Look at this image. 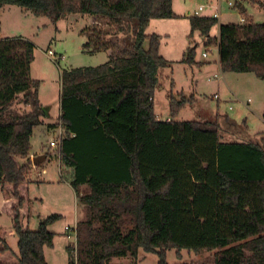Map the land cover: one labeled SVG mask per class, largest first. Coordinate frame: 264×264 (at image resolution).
Instances as JSON below:
<instances>
[{
  "label": "trees",
  "instance_id": "trees-1",
  "mask_svg": "<svg viewBox=\"0 0 264 264\" xmlns=\"http://www.w3.org/2000/svg\"><path fill=\"white\" fill-rule=\"evenodd\" d=\"M8 4L53 22L70 14L127 21L126 48L98 66L61 72L60 115L50 126L62 130L59 161L72 170L70 184L85 214L66 248L67 264L122 257L137 264L139 251L168 264L170 249L178 260L182 250L214 251L212 261L201 264H264V137L223 142L216 121L157 119L161 71L173 61L160 54L159 35L145 31L152 19L175 16L172 0H0V9ZM259 4L264 14V0ZM188 21L190 39L197 31L204 47L217 48L222 72L264 77V20L221 23L215 37L217 18ZM89 31L84 48L116 50L107 33ZM196 47H187L183 63H199ZM33 52L27 39L0 38V189L6 193L0 214L11 221L10 228L0 226V264H47L44 249L54 241L48 226L60 218L54 213L35 229L28 225L30 140L45 117L39 81L29 74ZM193 102L170 92L169 116ZM81 186L88 192L80 193ZM14 236L16 251L8 244Z\"/></svg>",
  "mask_w": 264,
  "mask_h": 264
},
{
  "label": "rangeland",
  "instance_id": "rangeland-1",
  "mask_svg": "<svg viewBox=\"0 0 264 264\" xmlns=\"http://www.w3.org/2000/svg\"><path fill=\"white\" fill-rule=\"evenodd\" d=\"M228 2L234 6H228ZM172 3L175 4L172 7L175 16L170 19H152L145 31L147 34H158L160 54L167 60L168 58L174 60L169 67L161 71L160 87L154 98L155 111L162 115L168 113V98L172 91L175 97L179 93L186 97L193 96L194 102L181 111L182 119L218 122L223 142L258 141L264 137V77H257L252 72H222L216 62L217 48L213 45L204 47V37L197 31L193 32L191 39L189 38L191 29L188 16L183 12L186 9L192 16L194 15L192 12L202 4L204 9L197 15L211 16L207 15L209 11L219 7L220 22L237 23L242 13L237 9L236 3H241L245 5L247 13L253 16L254 22L262 23L263 10L259 11L258 7H252L247 0H172ZM243 17L245 20L248 19L245 15ZM91 21L92 16L86 14H70L53 22L47 17L35 16L31 11L16 5H4L0 9V38L20 37L34 45L30 78L39 81V102L44 107L50 108L49 117L45 115L42 124L33 129L30 143L32 150L40 151L32 157L45 155V159L40 163L45 162L48 157L54 159L47 164L46 174L39 176L35 172L31 175L32 204L28 218L29 227L35 229L41 218L54 213L60 215L58 220L48 226V230L54 233L52 246L45 247L50 264H66L67 242L68 240L69 244L75 242L65 236L70 230H64L66 224L73 223L76 211L75 191L70 185L72 170L61 166L60 172L57 160L59 159L58 139L62 130L60 126H50L58 123L61 72L105 63L108 60L106 51L110 54L126 48L124 40L128 38L129 33L127 21L119 23L103 19H98L94 23ZM135 23L133 21V24ZM219 23L213 26L210 32L212 37L218 35ZM91 28L107 33L110 36L106 37L107 43L110 41L118 43L116 50L110 48L92 53L90 48H84ZM116 35L119 37H114ZM128 40L130 41V38ZM195 44H197L195 62L199 63H196L195 67H189L182 62V58L187 47H193ZM207 49V57H202V52ZM49 51H54L63 58L54 60L48 54ZM215 73L219 74L218 79H213L215 75L210 77ZM52 140L56 142L54 147L49 146ZM43 148H50V151H43ZM32 166L37 165L32 163ZM45 178L50 181L43 183ZM79 191L88 192V187L81 186ZM5 198L6 193L0 189V205ZM77 211L81 212L79 208ZM37 215L41 218L38 219ZM0 224L9 228L11 221L7 215L1 214ZM8 244L12 249L17 250L15 236L8 239ZM213 254L214 251L195 253L182 250L181 260H178L175 257V250L170 249L167 251L166 259L168 264H177L180 261L201 264L211 262ZM115 262L133 264L131 258L115 259L110 264H117ZM137 264H157V258L154 254L139 251Z\"/></svg>",
  "mask_w": 264,
  "mask_h": 264
},
{
  "label": "crops",
  "instance_id": "crops-1",
  "mask_svg": "<svg viewBox=\"0 0 264 264\" xmlns=\"http://www.w3.org/2000/svg\"><path fill=\"white\" fill-rule=\"evenodd\" d=\"M247 2L252 6V7H258V10L260 11H262V9H261V7H260V4H259V2H262V0H247ZM175 4L174 3H172V7L174 6ZM256 5H258V6H256ZM236 7H237V9L240 11V13H242V14H244L246 17H248V19H250V20H252V18H253V16L252 15H250V13H247V9H246V7H245V5H243V4H241V3H236ZM219 7H214L211 11H209L210 13H208L207 15H212L213 13H216L217 12V20H218V23L220 22V18H221V13H219V9H218ZM204 9V8H203ZM194 11H196V10H194ZM202 11V10H201ZM252 11L253 12H255L254 11V9H252ZM183 13H185V16H190V14H191V12L190 11H188V10H184V12ZM193 14H194V12H192ZM175 14H177V12H175ZM242 14H240L241 16H244V15H242ZM264 15V14H263ZM187 17V18H188ZM249 17H251V18H249ZM96 18L95 17H92V21H91V23L93 22H96ZM253 21V20H252ZM90 23V24H91ZM221 23H223V22H220L219 24H221ZM107 52V55H109V52L108 51H106ZM168 60H171V61H174V60H172V59H169L168 58ZM216 62H217V65H218V54H217V59H216ZM190 67V66H189ZM191 67H195V66H191ZM218 68H219V65H218ZM215 75V76H214ZM214 76V78L213 79H218L220 76H219V74H213L212 76H210V77H213ZM217 76V77H216ZM209 77V78H210ZM179 89V88H178ZM173 92V91H172ZM59 108H60V104H59ZM182 111V110H181ZM181 111L178 113V115L177 116H175L174 118H171L170 116H169V112L167 113V114H157V112L155 111V113H156V116H157V119H159V120H178V121H180V120H184V119H182L181 118ZM50 112V108H48V113ZM165 113V112H164ZM59 115H60V112H59ZM59 115H58V117H59ZM166 115V116H165ZM46 117H49V116H46ZM43 151H50V148H43L42 149ZM37 152H40V151H37V150H32V147H31V151H30V157L31 156H33V154H36ZM54 159V157L53 158H51V157H48L46 160H45V162H43V163H39L36 167H34V166H32V173H35L36 172V174H38L39 176L40 175H44V174H46V171H47V164L49 163V162H51L52 160ZM57 163H58V166H59V170H60V172H61V164H60V161H59V159L57 160ZM50 181V179H48V178H45L44 179V182L43 183H45V182H49ZM71 185V184H70ZM75 205H76V211H75V217H74V220H73V223L72 224H70L69 225V223L68 224H66L65 226H64V230H65V227H74L75 226V224L79 221V220H81V219H83V213H84V211H83V209L81 208V206H79V204H78V197H77V195H76V193H75ZM77 208H79V210L81 211L80 213H78V211H77ZM78 214H79V216H78ZM0 216H1V214H0ZM37 218L38 219H40L41 218V216H38L37 215ZM2 227H5L6 228V226L5 225H2V224H0ZM11 226V225H10ZM9 227V226H8ZM10 228V227H9ZM65 236H66V238L68 237V236H70V237H68V238H71L72 240H74L75 241V238H73V236H72V234L69 232H67L66 234H65ZM68 240V239H67ZM68 245H69V240H68ZM70 244H74V243H70ZM68 245H66V247L65 248H67V246ZM44 254H45V260H46V262H47V264H50L49 262H48V260H47V255H46V253H45V249H44ZM67 257H68V254H67ZM125 258H129V257H122L121 259H125ZM115 259H119V258H113L112 260H115ZM112 260L110 261V263L112 262ZM115 263H117V264H121L120 262H115ZM67 264V263H66Z\"/></svg>",
  "mask_w": 264,
  "mask_h": 264
},
{
  "label": "built area",
  "instance_id": "built-area-1",
  "mask_svg": "<svg viewBox=\"0 0 264 264\" xmlns=\"http://www.w3.org/2000/svg\"><path fill=\"white\" fill-rule=\"evenodd\" d=\"M228 6H230V7H232V6H234L231 2H228ZM203 8H204V6L202 5V4H200L198 7H197V10L196 11H194V15H197V13L199 12V11H201V10H203ZM211 16H213V17H215V18H217V12L216 13H213ZM245 21V19H244V17L243 16H241L240 18H239V21L238 22H240V23H243ZM48 54L51 56V58L52 59H54V60H58V58H63L62 56H59L58 54H56L54 51H49L48 52ZM207 55H208V49H207V51H203L202 52V57H207ZM215 97H217V95H215ZM231 108V107H230ZM60 137H61V133H59V139H58V142H59V140H60ZM58 144V143H57ZM56 145V142L55 141H50L49 142V146H55ZM59 145V144H58ZM33 159V157L31 156V160ZM67 230H70V233L72 234V236L75 238V233H74V227H65V231H67ZM68 237H70V236H68Z\"/></svg>",
  "mask_w": 264,
  "mask_h": 264
},
{
  "label": "water",
  "instance_id": "water-1",
  "mask_svg": "<svg viewBox=\"0 0 264 264\" xmlns=\"http://www.w3.org/2000/svg\"><path fill=\"white\" fill-rule=\"evenodd\" d=\"M42 111L43 113L48 116V108L47 107H42ZM45 159V155H39V156H36V157H33L32 159V163L33 165H38L41 161H43Z\"/></svg>",
  "mask_w": 264,
  "mask_h": 264
}]
</instances>
